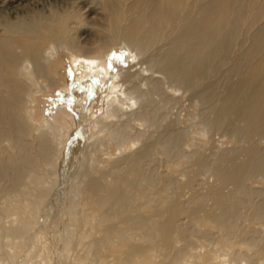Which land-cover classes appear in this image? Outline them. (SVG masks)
Segmentation results:
<instances>
[{"label":"bare ground","instance_id":"6f19581e","mask_svg":"<svg viewBox=\"0 0 264 264\" xmlns=\"http://www.w3.org/2000/svg\"><path fill=\"white\" fill-rule=\"evenodd\" d=\"M256 23L255 0H0V264L52 259L68 264L59 256L60 246L67 253L79 247L83 258L93 261L108 235L94 238L90 230L84 235L83 221L91 227L94 221L107 225L104 231L115 230L127 241L138 236L140 243H130L123 254L126 264H148L146 258L154 250L158 264H200L194 253L186 256L189 248L197 249L202 264L215 257L221 262L214 264H255L264 257V186L252 184L264 185V96L258 97L264 61L259 65L257 40L264 26L257 29ZM119 43L134 50L141 69L137 74L130 65L121 69L124 93L108 95L105 56ZM61 47L71 53L75 71L83 65L75 86L97 77L106 105L99 116L90 115L93 119L82 109L69 112L68 107H57L44 120L33 118V100L46 88L41 80L53 78L49 61ZM241 69L245 73L240 78ZM184 94L190 103L186 99L181 107ZM194 101L200 107L193 121L188 108ZM260 110L262 116L256 118ZM182 111L190 127L181 125ZM75 115L83 122L75 128L76 136L70 135ZM136 122L145 127L138 128ZM211 132L235 142L228 152L233 157L216 167L192 159L194 169L174 180L167 165L193 156L185 137ZM129 141L141 143L139 155L125 152ZM111 147L118 156L109 155ZM157 147L166 160L153 157L152 148ZM204 173L210 175L206 181L198 177ZM225 179L228 186L223 190ZM153 189L168 190V196L175 191L172 204L177 212L160 210L157 218L143 213L141 204ZM205 198L223 207L211 212ZM91 204L94 211L85 217ZM123 217L127 227L118 226ZM185 217L197 219L199 225H189ZM210 222L221 227L224 236L238 238L239 246L230 255L213 249L220 241L216 232L201 229ZM161 227H174L183 244L174 249L164 236L155 247L151 240ZM200 238L209 240L212 256L205 255ZM46 243L52 250L41 253ZM224 250L229 252L228 246ZM36 256L40 259L32 262Z\"/></svg>","mask_w":264,"mask_h":264},{"label":"rangeland","instance_id":"374dc122","mask_svg":"<svg viewBox=\"0 0 264 264\" xmlns=\"http://www.w3.org/2000/svg\"><path fill=\"white\" fill-rule=\"evenodd\" d=\"M255 6H256V21H257L256 24H257V29H259V28H261V26H264V0H255ZM87 7L88 6H86L84 8L82 7V8L86 9ZM85 14L86 13L84 12V15ZM84 15L82 16V19L86 18V17H84ZM91 16L93 18H97V14H95V13H93ZM88 18H90V16ZM83 27H85V28H83ZM82 28L86 29V25L85 24L82 25ZM257 40L260 42V47L258 48V59H259V65H260L264 61V27H263L261 33L257 36ZM70 55H71V53L68 50H65L63 47H61L59 52L57 53V55L52 60L49 61L50 66L48 67V72H49V74L53 75V78L51 79V81L50 80L48 81L46 79L41 80V85L45 86L46 88H44V87L41 88V90L38 93H36L35 98L33 100L34 102L32 103L31 107L33 108L34 120H36V121L44 120L45 119L44 117L49 116L50 113L53 110H55L57 107H63V108L68 107L67 109L69 112H75V110H77V108L82 109V110H80L81 113L82 112L84 114L89 113V115L85 116V117L88 116L87 118H89L90 115H92V114H96L95 116H99L101 110L106 105V99L103 96L104 93L100 92V90H99L100 87L97 83L98 81H97L96 76L90 77L87 80H84L75 86L74 81L77 77L80 76V73L83 72V67H82L83 65L79 66V69L77 71H75L74 68L72 67V64L70 63L71 62V59H70L71 56ZM105 61L108 64L109 69H110L108 71V77L106 78V81H107L106 84H108L107 88L109 89L108 91H110L108 95H112V94H114V92H120V91H122V93H124V87H123V84L120 80V70L125 68L126 66L130 65L131 66V72H134L135 74H137L136 72L138 71V69H141L140 68L141 65L137 61V55L135 54L134 50L133 51L130 50L127 47V45H125L124 43H119L118 45L113 46L109 52H106ZM242 73H245V71L243 69H241V71L239 73L240 78H241ZM145 74L148 76L151 75L150 72H147ZM259 77H260V80H259L260 81V91L262 92V94H261L262 96L260 94H258L259 95L258 97L261 100V97L263 98V96H264V79H262L260 73H259ZM233 78L238 79L236 75L233 76ZM72 85H73V88H72ZM145 85H146V81H144V86ZM236 88H237V83L233 82L231 90L235 91L234 89H236ZM166 91L169 93H173L175 96H179V94H180V92L176 93L175 91H171L170 89H166ZM105 93H107V92H105ZM186 97H187L186 94L182 95L181 101H180L181 103L179 102L178 105H181V107H182V106H184V104H186V101H187V103H190V102H188V97L187 98ZM189 107L190 108H188V113L191 116L192 115L195 116L192 118L194 121L197 119V117H196L197 115H195L194 112L197 109H199V107H200L199 103L197 101H194V102H192V105H190ZM88 108L90 110H88ZM181 113H184V112L182 111ZM186 115H188V114L185 112L182 116L186 117ZM180 116H181V114H180ZM261 116H262V113L260 110L259 114L256 116V118L261 117ZM75 117L77 119V124H75V125L72 124L70 135H72L74 132L76 133V129L83 123L81 121V118H82L81 115H75ZM185 117L180 118V123L184 127L185 126L190 127L189 122H188L189 120L187 117L186 118ZM93 118L94 117H90V119H93ZM192 119H190V121ZM181 120H182V122H181ZM73 125H74V127H73ZM136 126L138 128H139V126L145 127V124L143 125L142 123L136 122ZM196 126L199 130L198 132H201V135H203L204 131H203L202 125L200 123H197ZM151 129H153V128H151ZM194 131L195 130H193V132ZM257 133L258 132H256V134ZM73 135L76 136V134H73ZM195 135H197V133ZM204 135H205V137L202 136L199 138H194V137L192 138L190 136L185 137V138H187L186 139V148L189 151H192L193 156L190 160L182 157V159L176 160L175 165L173 163H170L171 165H169V164L167 165V167L170 168L169 169L170 175H172V177L174 176L173 179L174 178L176 180H179L180 178L182 179L184 170L186 172L192 171L194 168H193V165L191 163L193 162V160H195L197 158H201V159L205 160L204 161L205 163H209L210 166L216 167V166H218V164H221V162H226V163L229 162L230 156H231V158L233 157L232 152H230L228 154L230 148H232L235 145L234 144L235 142L233 140L229 139V137L227 138L224 135H221L220 132L219 133L211 132V134L204 133ZM199 142H200V144H199ZM140 145H141V143H140ZM140 145H137V144L134 145L131 141H129L125 146V149H126L125 152L130 153L132 155L136 154V156H137V155H139L140 152H142V149H143ZM195 146H196V148H195ZM199 146H200V148H199ZM81 147L82 146H79V150ZM111 148H112V150H111L112 154H109V155L118 156L119 152L117 151V148L116 147H111ZM153 150H154V152H153ZM152 153L153 154L155 153L153 155L154 158L156 156H157L156 158L162 157L164 160H166V158H167V156L164 154V151H161V149L159 147L152 148ZM158 155H160V156L158 157ZM132 157L133 156H130V158H132ZM103 162L108 164V161H106V160ZM179 163H181V164H179ZM177 165H178V167H177ZM226 168H225V170H226ZM177 170H179V171H177ZM203 175H204V177H202ZM205 175H206V177H205ZM208 175H209V173H208ZM208 175H207V173H204V174H200L198 177L203 179L204 181H206V179H208L207 177L210 176V175L209 176ZM177 176H179V177H177ZM114 177H117V175H115ZM183 177H185V176H183ZM183 179H185V178H183ZM210 181H211V179H210ZM257 183L259 185L261 184L260 186H264V185H262L261 182H252L253 185H258ZM223 185H224L223 190H226L225 187L228 186V181L226 179L224 180ZM103 190L104 191L101 190L102 194H104L107 191L106 186ZM185 190H187V188ZM167 191L168 190L165 191V189L163 191L162 190L157 191V189H153V191L150 192L151 195L150 194L148 196L146 195L145 197H147V198L141 204L142 209H143V213H145L146 215H150L152 213L154 215V217L157 218L156 213L159 212L160 210H161V212L164 210L176 211L174 209L172 203H174L175 200L177 199V194L174 191L172 193V196H168ZM156 192L159 193V195H157ZM205 193L207 194V188L205 189ZM141 196H142V193H141ZM154 198H155V201L152 203V200ZM95 200H94L93 206H95ZM261 200L264 201V199L262 197H261ZM204 202L208 203V205H206V207H210L209 210L212 208L211 212H213L214 209L219 212L217 207H223V204L216 203L214 200H208V198H205ZM160 204L162 205V207L159 206ZM93 206H92V204L90 205L89 208L91 210H88L89 208L87 210L85 209L86 210L85 217L88 216L89 214H92V212L94 211V209H92ZM194 207H196V205H194ZM132 213H133V209H132L131 214ZM97 214L101 215L100 209H99V212ZM123 214L125 216H127L125 214V212H123ZM203 216L206 217L205 215H203ZM118 217L119 216H116V218H114V221H116V219H118ZM161 219L162 218H159V220H161ZM183 221L188 222L189 225H196L197 223L199 225V221H197V219H194L192 217H185L183 219ZM84 222L85 221H83L81 223L83 226L82 232L84 233V235H88L89 233H91L92 237H94V238H99L103 235H108L106 238V243H104V245H101V247L103 246L102 248L100 247L99 249L96 250L98 253L96 251H95L96 254L93 253V254H95V255H93L94 258L92 257L93 261L90 259L86 260V258H83L84 257L82 255L83 253L81 250H79L80 249L79 247L75 248V249L70 248V250H69L70 252L68 251V253H67V251L66 252L63 251V247L60 246L59 250L61 252V255L59 253V256H60V258L64 257L62 259L67 260L68 264H114V263L126 264L127 259H125L123 254L125 252H128V250L130 249V247L128 248V246L130 245V243H132V245H135L134 243H136V245H138L140 243V239L138 236L133 237L132 241L134 243L131 242L130 240H129L130 241L129 242V241H127L126 238H118L117 232L115 230L113 232H111V234L108 230L104 231V229H106L107 225L104 227L103 225H100L99 222L94 221L95 225L93 224V226L91 227L90 224H86V222L84 224ZM91 222H93L92 219H91ZM120 223L118 226L125 225V227H127V223L124 222V217L120 221ZM86 225H88V226H86ZM182 225L183 224L178 223V226H182ZM214 225H215V223L212 224L210 222L207 225H203V226L201 225V229H203V231L206 229H210V231L208 230L210 233H213L215 231L216 232V234H215L216 239H219L220 241H218V244L213 243V249H218V251H219L218 253H225V254L227 253L228 255H230L229 254L230 251L231 250L235 251V249H237L239 246V245H237V244H239V243H237L238 238H236L235 236H231V237L224 236L222 233V228L220 227L218 229ZM137 228H138V231H140V232L142 231V229H139V227H134L133 230H135ZM88 231H89V233H88ZM263 232H264V230H263ZM197 234L199 235L200 233H197ZM192 235L195 236V234H192ZM78 236H82V233L78 234ZM164 236L168 237L169 240H171L172 244H175V246L173 247L174 249H177L178 246H180L184 242L183 236L178 231H176L174 227L172 229L161 227L159 229V231L157 232L156 237L154 239H152L151 242L154 244L155 247H158V245L160 244V240H163ZM196 238H198V237H196ZM86 239H88V237ZM197 240H198V243H201L205 247V249H206L205 255L208 257H209V255L212 256L213 253L210 252L212 250V248H211L212 245L210 244L209 240L207 241V239H205L206 240L205 241L204 238H200ZM41 245L42 244H36V248L37 247L39 248ZM51 245L52 244L46 243L45 249L41 253L47 254L48 251H51L52 247H53V245L52 246ZM217 245L219 246L218 248H217ZM226 246H228L229 252L224 250ZM219 248H222V249H219ZM192 249L193 248L188 249L186 256H189L190 253H194L193 257L195 259H198V261H200V264L204 263L203 260H199V257L197 256V252H196L197 249H195V250H192ZM164 251H166V249H164ZM251 251H254V249H252ZM131 252H134V250ZM152 253H154L153 256H150V258H146L148 264H158L157 262L160 261V258L156 257V251L155 250ZM216 254H217V252H215V255ZM34 259H36L38 261L40 259V256H36L31 261L35 262ZM52 260L50 262H46V263L43 260L38 261V262H41V264H44V263L45 264H47V263L48 264L49 263L54 264V261H52ZM146 260L144 259L143 261H146ZM209 260L212 261L213 264L215 262H218V263L221 262L220 257H215L214 259L209 258L208 261ZM208 261L206 264H212ZM244 261H245V259H242L241 262H244ZM16 263L17 262H13V263L11 262L9 264H16ZM137 263H139L138 260H136L135 262H133L131 264H137ZM57 264H59V263H57ZM255 264H264V257H261L259 260H257V262Z\"/></svg>","mask_w":264,"mask_h":264}]
</instances>
